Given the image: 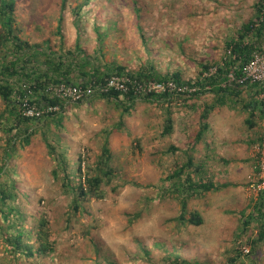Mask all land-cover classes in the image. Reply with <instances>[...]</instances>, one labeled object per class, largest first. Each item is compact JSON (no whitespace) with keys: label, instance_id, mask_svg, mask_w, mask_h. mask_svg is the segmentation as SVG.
Segmentation results:
<instances>
[{"label":"rangeland","instance_id":"rangeland-1","mask_svg":"<svg viewBox=\"0 0 264 264\" xmlns=\"http://www.w3.org/2000/svg\"><path fill=\"white\" fill-rule=\"evenodd\" d=\"M134 1L142 6L140 27ZM255 1L68 0L63 9L62 0H15V15L20 34L31 42L50 39L54 50L65 51L75 50L79 40L100 65L116 60L137 71L150 62L162 74L179 72L184 80L195 81L202 64L222 63L229 37L256 15ZM79 5L83 7L78 11ZM254 92L248 88L238 99L229 97L205 121L202 112L218 99L214 92L176 94L162 102L140 98L128 113L113 100L97 95L65 103L61 123L55 122L53 114L44 117L40 127L27 124V132L26 126L12 121L0 97V116L4 114L0 166L8 141L16 147L6 161L12 171L0 173V180L11 186L15 193L12 206L19 210L0 221L9 228L0 240L9 236L15 243L5 248L0 242V264H98L106 261L104 256L117 264H168L166 247L157 241L180 242L183 256L212 264H225L235 246L242 244L248 264H264V242L254 247L247 242L249 235L259 232L261 220L244 225L260 200V191L255 189L261 180L257 171L261 140L257 139L264 118L255 113L257 126L250 128V109L244 110ZM255 98L263 102L261 93ZM169 116L173 133L165 136ZM204 122L209 129L192 151ZM29 133L30 143L23 144L21 137ZM106 140L111 159L102 168L112 169L119 177L109 179L103 174L105 197L88 201L68 220L73 211L65 190L71 181H64L63 170L58 178L53 174L58 153L71 161L68 173L92 174ZM49 144L56 153L51 155ZM187 151L196 164H203L218 189L190 198V208L198 210L204 222L181 229L176 219L181 204L167 191L171 182L167 177L188 161ZM44 221L49 242H54L50 255L39 250ZM137 239L151 250L147 257Z\"/></svg>","mask_w":264,"mask_h":264},{"label":"trees","instance_id":"trees-1","mask_svg":"<svg viewBox=\"0 0 264 264\" xmlns=\"http://www.w3.org/2000/svg\"><path fill=\"white\" fill-rule=\"evenodd\" d=\"M67 1L68 0H62L63 9ZM88 1L89 0H86V3H88ZM134 6L137 25L140 27L142 6L137 5L135 1ZM82 7L83 5H79L78 11ZM254 8L256 9V15L249 21L244 22L238 29L236 35L229 37L226 44V55L222 63H218L215 66L202 64V70L199 73L198 79L195 81H186L179 72L162 74L155 68V65L150 62H146L137 71L128 70L123 64H120L116 60L106 61L104 64L100 65L98 64V58L96 59L86 53L81 47L79 40H77L75 50L70 49L65 51L62 49L54 50L50 43V39L41 42H31L20 34L22 31L19 28V23L15 15V0H0V97L4 100L9 110V115L13 117L12 121L16 120V124L26 126L24 131L27 132L29 129L27 128V124H29V126L37 125V127H40L43 118L24 116L21 108L22 104L27 100L30 104H36L39 107H42L43 104L60 105L62 111L64 109V102L51 97L46 91V87L50 84H57L65 81L70 83H81L83 80L86 82L101 80L112 74H127L141 81L152 80L165 82L172 80L178 85L195 88V90L190 93L194 96L208 91L214 92L218 95V99L216 104H207L201 115L203 121L208 119L210 113L217 106L225 105L229 97H237L238 99V97L242 95L243 90L250 88L255 90V94L252 95L254 99H251L248 104L244 105V110L250 109L252 119H248L247 123L250 128H254L257 126L255 113L259 112L260 117L264 118V103H259V101L255 100L257 94L264 91V84L239 81L244 76L243 68L245 64L253 58L255 53H264V0H256L254 2ZM78 11L77 13H80ZM58 29L60 30V24L58 25ZM213 68L216 69L212 71ZM231 74L234 75L235 79H231ZM73 79H76V81H72ZM232 86H234V88H232ZM101 97L113 100L119 107L123 106L124 112L128 113L140 98L148 102H162L165 99L170 100L172 95L169 93H154L140 96L134 91L127 93L112 91ZM57 113L55 116H52L55 117V122L61 123L63 121V116L60 114V111ZM2 119H4V114L0 116V120ZM12 121L9 122L10 125ZM13 127L14 126L10 128L12 129ZM208 129L209 124L204 122L196 136V142L192 143L190 150H196V143L203 138V135H205ZM18 133L20 135L22 132L20 131ZM172 133L173 120L171 116H169L163 130V135H171ZM31 135L32 133H29L21 137L22 143L29 144ZM257 140L259 141L261 138ZM108 141L109 140H106L104 143V151L98 164L97 171L92 174L85 173V175L80 174L79 176V174L75 175L73 173H68L71 161L67 162L65 156L61 157V154L58 153L56 159L58 165L53 170V174L58 178L60 171L63 170L64 181H71L68 182L67 189L65 190V192L70 195L69 205L71 211H73V214H70L68 220H70L72 216H77L83 209V205L88 201L92 199L102 200L105 197L103 189L104 175L109 179L112 177H119L112 169L106 171L102 168V164L105 163L108 165L111 159ZM48 146L51 155L57 152L51 144ZM172 150H177V148L172 147ZM15 152L16 147L11 145V140H9L4 147V162L3 166H0V173L7 174L12 171L6 161L11 159ZM177 166L175 171L167 177V179L171 181L167 191H170L172 198H178L181 204L180 214L176 218L179 221L178 226L181 229H186L189 224L201 225L204 222V218L198 210L190 208L189 200L190 198L196 199L201 197L213 189H218V187L208 175L209 173L203 170V164H196L191 154L188 153V161L186 163ZM258 169L257 171H260L259 166ZM79 177L80 180L78 182ZM12 186H15L14 183H12ZM10 187L11 186H5L0 180V221L8 220L13 213H18L19 211L14 205L12 206L15 193ZM255 214L260 215V218L255 217ZM138 215L139 214L136 216ZM260 220L261 223L257 225V227H259V232L247 237V242L253 247L259 242H264V190L260 191V200L256 203L254 212L245 218L244 225L248 226ZM8 230L9 228H4L1 222L0 235ZM40 231L39 238L41 240V245L39 250L44 253L47 251V254L50 255L54 250V242H49L50 235L45 221L43 222V230L41 229ZM0 242H3L5 248L9 243L15 245L9 236H7V239L3 237ZM137 243L147 257V255L151 253V250L144 245L141 240L137 239ZM156 244L166 247L167 255L165 259H167L168 264H212L210 261H200L197 257L189 259L183 256L180 253L182 246L180 242L176 244L171 243L169 245L167 241H157ZM17 245L21 246L20 243H17ZM241 249L242 244H237L225 264H248L245 258L246 256ZM30 253H32L31 250ZM104 257L107 262H98V264H117L107 260L108 256ZM253 264H260V262L254 261Z\"/></svg>","mask_w":264,"mask_h":264},{"label":"built area","instance_id":"built-area-1","mask_svg":"<svg viewBox=\"0 0 264 264\" xmlns=\"http://www.w3.org/2000/svg\"><path fill=\"white\" fill-rule=\"evenodd\" d=\"M216 68H213L214 71ZM243 77L240 82L261 83L264 84V53H255L253 58L245 64L243 68ZM230 77L235 79L234 75ZM195 88H190L184 85H178L174 81L169 80L165 82L158 81H141L133 78L127 74H112L104 77L101 80L82 81L81 83L60 82L57 84H50L46 87V91L51 97L57 98L65 103H78L86 101L94 96H102L109 94L112 91H119L127 93L134 91L140 96L148 94H163L169 93L172 96L176 94L191 93ZM262 94V101L264 103V91ZM22 113L27 117L44 118L45 116L56 114L61 111L60 105L43 104L42 107L36 104H30L25 101L22 106ZM261 144H259V161L261 180L256 184L257 191L264 190V121L262 123ZM248 251V249H245Z\"/></svg>","mask_w":264,"mask_h":264}]
</instances>
